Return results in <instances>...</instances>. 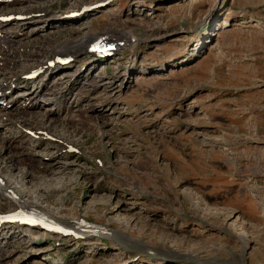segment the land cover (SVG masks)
Returning a JSON list of instances; mask_svg holds the SVG:
<instances>
[{
  "label": "rangeland",
  "instance_id": "obj_1",
  "mask_svg": "<svg viewBox=\"0 0 264 264\" xmlns=\"http://www.w3.org/2000/svg\"><path fill=\"white\" fill-rule=\"evenodd\" d=\"M2 13L27 16L0 39V174L32 171L31 207L110 232L32 227L0 264H264V0H0ZM104 35L109 57L61 62ZM29 98L43 107L25 112ZM25 119L50 139L9 145Z\"/></svg>",
  "mask_w": 264,
  "mask_h": 264
},
{
  "label": "bare ground",
  "instance_id": "obj_2",
  "mask_svg": "<svg viewBox=\"0 0 264 264\" xmlns=\"http://www.w3.org/2000/svg\"><path fill=\"white\" fill-rule=\"evenodd\" d=\"M84 6V5H83ZM39 11H41V12H43V11H46V8H42V9H39ZM15 14H17V13H15ZM50 23H53V22H50ZM7 23H4V22H2V21H0V39L1 38H3V31H4V27H5V25H6ZM109 36V35H108ZM107 35H104V36H99L100 37V39H98L97 38V40L96 41H99V44H104V45H106V43L107 44H110L111 45V43H110V41L109 40H111L110 38L112 37H108ZM90 39V38H89ZM96 41H92L93 42V44L96 42ZM112 41V40H111ZM92 42H90V43H92ZM114 42H115V40H114ZM117 42V41H116ZM90 43H88V45H86V44H84L83 42H76V43H74V45H72V46H68V47H62V48H64V51L65 52H68V54H70V56H72L74 53H78V52H80V51H84V50H87V51H90V52H93L92 54H94V52L95 51H93L92 50V46H91V44ZM86 45V46H85ZM115 45V44H114ZM70 47H72V50H70ZM107 49H109L110 47H107V45L105 46ZM90 48H91V50H90ZM111 49V48H110ZM149 61V60H148ZM32 71H27V72H25L24 74H29V73H31ZM1 73H4V72H0V74ZM34 72H32V74H33ZM23 74V75H24ZM32 74H30V75H26V76H24V78H28V79H30L29 78V76H31ZM22 75V76H23ZM141 75V74H140ZM22 76H21V78H22ZM32 78V77H31ZM143 78H144V80H146L147 79V77L145 76V75H141V77H138V81L139 80H143ZM146 78V79H145ZM18 79V78H17ZM18 81V80H17ZM19 82H23L21 79H20V81ZM141 82V81H140ZM142 82H144V81H142ZM10 86V83H8V82H0V89L2 90V97L4 98V99H2V103H0V109H2V110H0V111H3V112H5L6 110H8L9 109V107H11V105H10V103L9 102H6L5 104H4V102L5 101H7V95H5L6 94V91H7V89L8 88H10L9 87ZM20 87V86H19ZM28 92V90H25L23 93H27ZM29 92H31V91H29ZM25 96V95H24ZM34 99H28L27 100V103L26 102H24V104H23V107H24V109H25V112H29V111H26V110H29V109H31V106L33 105V107L35 106V107H43V104L42 103H40V102H38V101H35V104H32V103H34ZM32 110V109H31ZM1 113V112H0ZM33 114V113H32ZM4 116H8L7 118H5ZM35 115H33V117H34ZM5 118L6 119V122H8V123H10V124H12L11 122H12V116H10V115H5V114H2L1 113V115H0V120L2 119V118ZM9 118H11V119H9ZM35 118V117H34ZM3 120V119H2ZM24 125H22V126H20L19 128L16 126L15 128H8L7 129V131H10L11 132V135H9V140L8 139H6V140H8L9 141V145L10 144H12V143H14V142H16V141H21L22 143H24V142H26V141H28V144L30 145V146H26V148L27 149H32V146H38L40 143H42V142H44L46 139H50V138H48L49 136L48 135H50V131H49V129L48 128H45V127H34L33 125H31V123L27 120V119H25L24 121ZM7 123V124H8ZM3 124H6L5 123V121L3 122ZM5 126V125H4ZM0 128H2L1 127V125H0ZM10 134V133H9ZM46 138V139H45ZM54 138H57V136L56 135H54ZM51 140H54V139H51ZM22 143H20V144H22ZM25 144V143H24ZM23 145V144H22ZM50 145V144H49ZM14 146V145H13ZM18 147V146H17ZM69 147V146H68ZM68 147H67V151H69V149H68ZM7 149H8V147H6ZM70 148V147H69ZM61 151V150H60ZM1 152V151H0ZM62 155V153H60L57 157H59V156H61ZM2 157V156H1ZM53 159H54V157H52ZM9 160H10V163H12L13 162V157L11 156L10 158H9ZM11 166H15V164L14 163H12L11 164ZM48 168H50V166H48V165H46ZM10 169H11V167H9ZM26 176H34V174H33V172L31 171H29V170H27V171H22V173H21V175H19V177H18V182L17 181H12V180H10V179H8V178H6V177H4V176H2L1 174H0V200L1 199H3V198H6V199H8L9 201H12L13 203V206L14 207H16L14 210H18V209H20V208H24V209H28V210H36V211H38V212H40L41 214H43L44 215V213L40 210V209H37V208H35V207H31V205L30 204H28V202L24 199V189L23 188H21L20 187V185L19 184H21V182L22 181H24V178L26 177ZM33 179V178H32ZM4 200V199H3ZM30 206V207H29ZM47 213V212H46ZM45 216V215H44ZM49 216H50V218L49 219H51L52 221H54V222H56V223H58L63 229H65V230H72V229H74L78 234L79 233H83L84 234V236H89V237H91V236H95L96 234L98 235V234H105V233H108V232H110V230L108 229V228H99V229H95L94 228V226L95 225H90V226H88V225H84L83 224V221L84 220H82V221H78V223H76V225H74L73 227H69V226H67L66 225V222L65 221H67V220H64V219H57V217H55L54 216V214H52V213H50L49 214ZM47 217V216H46ZM73 221V220H72ZM26 225V224H25ZM82 225H84V226H82ZM24 226V225H23ZM39 227V228H41V229H43V230H46V231H50V230H52L53 232H60V231H63V230H58V229H50V230H48L46 227H44L43 225H41V224H37V225H26V227H28V231H29V233L28 234H20V236L17 238L16 237V233L14 232V233H12L11 235H8V234H5V233H2L3 231L2 230H5V229H13V228H21L22 227V225H21V222H19V221H14V222H10V223H7V224H4L3 226H1L0 227V244L1 243H4V245H11V243H19V245L21 244V246L24 248V249H26L27 247H29V245H31V243H35L36 241H37V234L38 233H36V232H33V228H35V227ZM10 227H12V228H10ZM33 227V228H32ZM32 228V229H31ZM22 229V228H21ZM10 231V230H9ZM20 247V246H19ZM21 247V248H22ZM0 249H3V248H1L0 247ZM18 249V248H17ZM22 250V249H21ZM34 252H37V251H34ZM3 252L0 250V259H3V258H5V257H7L6 255H8L7 253L6 254H2ZM134 255H136V254H132L131 256L133 257ZM134 259H135V257H133ZM241 258V260H242V257H240ZM240 258H238L235 254H234V259L236 260H238L239 262H240ZM22 261V260H21ZM130 260H128V259H125V261L123 262V264H130V262H129ZM20 262V261H19ZM127 262H129V263H127ZM225 262V261H224ZM17 262H16V260H14L13 261V263L11 262V264H16ZM33 264H45V263H42L41 261H36L35 260V262H33ZM242 264V263H241Z\"/></svg>",
  "mask_w": 264,
  "mask_h": 264
}]
</instances>
